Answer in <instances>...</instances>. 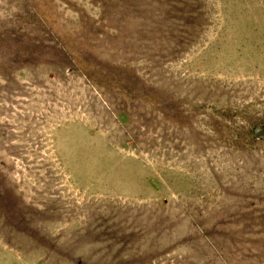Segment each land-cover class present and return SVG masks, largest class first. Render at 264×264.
Returning <instances> with one entry per match:
<instances>
[{
  "label": "rangeland",
  "instance_id": "1",
  "mask_svg": "<svg viewBox=\"0 0 264 264\" xmlns=\"http://www.w3.org/2000/svg\"><path fill=\"white\" fill-rule=\"evenodd\" d=\"M264 0H0V264H264Z\"/></svg>",
  "mask_w": 264,
  "mask_h": 264
},
{
  "label": "water",
  "instance_id": "2",
  "mask_svg": "<svg viewBox=\"0 0 264 264\" xmlns=\"http://www.w3.org/2000/svg\"><path fill=\"white\" fill-rule=\"evenodd\" d=\"M255 135L258 138H264V124L258 125L255 129Z\"/></svg>",
  "mask_w": 264,
  "mask_h": 264
}]
</instances>
